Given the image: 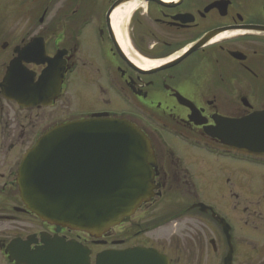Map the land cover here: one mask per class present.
Returning <instances> with one entry per match:
<instances>
[{
  "label": "flooded vegetation",
  "instance_id": "obj_1",
  "mask_svg": "<svg viewBox=\"0 0 264 264\" xmlns=\"http://www.w3.org/2000/svg\"><path fill=\"white\" fill-rule=\"evenodd\" d=\"M118 1L0 0V264H16L12 242L31 241L33 252L42 235L77 242L92 262L106 251L148 249L169 264H264V157L206 132L219 118L264 111V0H133L117 39L108 12ZM56 58L63 74L36 92L35 104L10 99L23 89L4 83L12 62L35 85ZM176 59L157 72L144 68ZM83 89L96 94V106L72 112L71 92ZM96 114L148 139L153 196L91 238L27 211L16 177L44 133Z\"/></svg>",
  "mask_w": 264,
  "mask_h": 264
},
{
  "label": "water",
  "instance_id": "obj_2",
  "mask_svg": "<svg viewBox=\"0 0 264 264\" xmlns=\"http://www.w3.org/2000/svg\"><path fill=\"white\" fill-rule=\"evenodd\" d=\"M131 1L116 2L108 16ZM195 48L197 45L185 55ZM57 60L50 62L35 85L32 76L15 74L18 60L12 62L4 83L21 81L23 89H15L10 99L35 104L36 92L52 82V76L57 80L62 76L64 68ZM177 62L163 63L151 72ZM58 87L56 83V92ZM93 117L58 125L41 136L22 156L16 184L21 202L41 222L99 238L153 196L154 160L148 139L133 125L105 115ZM216 123L213 130L206 131L209 137L231 149L264 157V111L239 120L219 118ZM40 237L41 246L33 252L28 249L31 241L12 242L7 250L9 260L16 264H91L89 251L76 242ZM93 264L169 262L154 250L129 249L98 254Z\"/></svg>",
  "mask_w": 264,
  "mask_h": 264
},
{
  "label": "bare ground",
  "instance_id": "obj_3",
  "mask_svg": "<svg viewBox=\"0 0 264 264\" xmlns=\"http://www.w3.org/2000/svg\"><path fill=\"white\" fill-rule=\"evenodd\" d=\"M164 2H172L175 0H161ZM136 4L129 3L119 7L111 16L112 28L117 39L121 37V24L133 13L135 10ZM162 64V61H151L145 64L144 68L153 69Z\"/></svg>",
  "mask_w": 264,
  "mask_h": 264
},
{
  "label": "rangeland",
  "instance_id": "obj_4",
  "mask_svg": "<svg viewBox=\"0 0 264 264\" xmlns=\"http://www.w3.org/2000/svg\"><path fill=\"white\" fill-rule=\"evenodd\" d=\"M14 27V23L12 25ZM83 96H78L77 94L71 92V111L78 113L84 110L92 109L96 106L94 102L95 93L90 92L89 89H83L81 91ZM215 197V202H218L219 199L214 192L208 195V199L211 201Z\"/></svg>",
  "mask_w": 264,
  "mask_h": 264
}]
</instances>
